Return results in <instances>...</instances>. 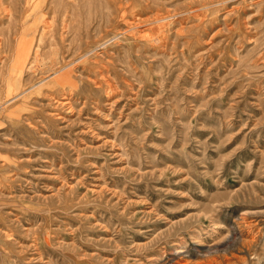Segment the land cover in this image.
Returning a JSON list of instances; mask_svg holds the SVG:
<instances>
[{
    "label": "rangeland",
    "instance_id": "374dc122",
    "mask_svg": "<svg viewBox=\"0 0 264 264\" xmlns=\"http://www.w3.org/2000/svg\"><path fill=\"white\" fill-rule=\"evenodd\" d=\"M0 46V264H264V0H1Z\"/></svg>",
    "mask_w": 264,
    "mask_h": 264
},
{
    "label": "bare ground",
    "instance_id": "6f19581e",
    "mask_svg": "<svg viewBox=\"0 0 264 264\" xmlns=\"http://www.w3.org/2000/svg\"><path fill=\"white\" fill-rule=\"evenodd\" d=\"M1 2V0H0ZM6 8V7H5ZM125 11V10H124ZM4 12V11H3ZM8 12V10H7ZM6 12V13H7ZM5 13V12H4ZM123 14V13H122ZM125 14V13H124ZM126 15V14H125ZM6 16V15H5ZM9 16V15H7ZM124 16V15H123ZM65 17V16H64ZM3 18V17H2ZM10 18V17H8ZM127 21V20H126ZM33 23V22H32ZM52 23V22H51ZM69 23V22H68ZM34 24V23H33ZM36 26L34 29H30V30H27V28H25L22 32V36H21V39H20V43L18 44L19 48L17 50V58L16 59V63L13 65L12 67V70L10 72V79H15V84L18 85V89L20 90V87L21 85L19 84V80H20V75H21V72H23L22 70H24L23 68L26 67L27 63L29 62L30 58H31V52L34 48V45H35V42H36V36H37V33L39 31V28H43L46 29V20H45V16H42V17H39L37 18L36 20ZM28 25V24H27ZM34 26V25H33ZM51 26V25H49ZM28 27V26H27ZM31 27V26H30ZM50 28V27H49ZM47 28V29H49ZM43 30V29H42ZM51 32V31H50ZM42 35V34H41ZM10 40V39H9ZM39 41V40H38ZM2 46V45H1ZM0 46V47H1ZM39 46V45H38ZM38 48V47H37ZM39 49V48H38ZM39 52V51H38ZM35 56H37L35 54ZM3 62V61H2ZM31 62V61H30ZM30 68V67H29ZM68 79V78H67ZM14 82V81H13ZM15 86V85H14ZM8 87V86H7ZM10 90V92H9ZM8 94L10 93H14L12 91H14L12 85H11V89H8ZM9 94V95H10ZM8 95V96H9Z\"/></svg>",
    "mask_w": 264,
    "mask_h": 264
}]
</instances>
